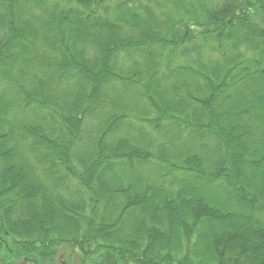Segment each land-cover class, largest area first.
I'll return each instance as SVG.
<instances>
[{"label": "trees", "instance_id": "1", "mask_svg": "<svg viewBox=\"0 0 264 264\" xmlns=\"http://www.w3.org/2000/svg\"><path fill=\"white\" fill-rule=\"evenodd\" d=\"M253 3L0 0V264H264Z\"/></svg>", "mask_w": 264, "mask_h": 264}, {"label": "rangeland", "instance_id": "2", "mask_svg": "<svg viewBox=\"0 0 264 264\" xmlns=\"http://www.w3.org/2000/svg\"><path fill=\"white\" fill-rule=\"evenodd\" d=\"M253 2H254L253 11L251 13V16L253 19H255V21L264 25V0H253ZM8 241L10 243L9 245L17 251L18 249L13 246L14 245L12 243L13 241H11V239H8ZM70 252H71V248L64 247L54 257H46L45 255L44 256L37 255V256H33L38 259V260L34 259V261L33 260L31 261V259H29V258H32V256H27L28 257V258L26 257L27 259L24 257H18V259L13 257L14 259L13 263L14 264H30V263L31 264H71L70 256H69ZM13 255L17 256L15 253H13Z\"/></svg>", "mask_w": 264, "mask_h": 264}]
</instances>
